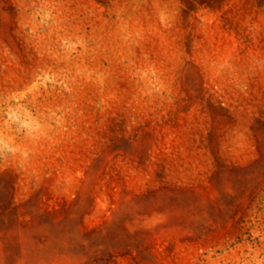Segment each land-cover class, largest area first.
I'll use <instances>...</instances> for the list:
<instances>
[{
	"label": "rangeland",
	"instance_id": "rangeland-1",
	"mask_svg": "<svg viewBox=\"0 0 264 264\" xmlns=\"http://www.w3.org/2000/svg\"><path fill=\"white\" fill-rule=\"evenodd\" d=\"M0 264H264V0H0Z\"/></svg>",
	"mask_w": 264,
	"mask_h": 264
}]
</instances>
